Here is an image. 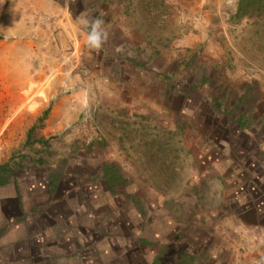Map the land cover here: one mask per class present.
Segmentation results:
<instances>
[{
	"label": "rangeland",
	"instance_id": "rangeland-1",
	"mask_svg": "<svg viewBox=\"0 0 264 264\" xmlns=\"http://www.w3.org/2000/svg\"><path fill=\"white\" fill-rule=\"evenodd\" d=\"M56 2L62 13L39 18L38 38L23 40V76L34 68V78L23 79L21 100L8 94L0 107V165H8L18 200L17 208L8 194L0 218V264H223L239 253L264 264V231L217 255L222 235L206 220L224 196L229 216L262 206L264 3ZM8 4L0 0L4 31L12 24L4 19ZM99 4L113 25L136 33L120 41L121 61L151 65L156 92L135 114L117 111L94 89L86 93L84 119L48 122L54 104L81 97L88 67L70 34L81 27L78 18L99 13ZM15 41L0 31V67ZM31 187L48 193L34 199Z\"/></svg>",
	"mask_w": 264,
	"mask_h": 264
},
{
	"label": "crops",
	"instance_id": "crops-1",
	"mask_svg": "<svg viewBox=\"0 0 264 264\" xmlns=\"http://www.w3.org/2000/svg\"><path fill=\"white\" fill-rule=\"evenodd\" d=\"M8 3L9 7L5 10L4 19H10L12 24H10L8 30L5 29L4 31L0 29V31L15 37L16 43L14 55H10V58L7 59V63L0 67L1 78L5 81L4 87H2L3 91L0 92V107H5L7 105L6 98L8 94L15 98V102L21 100L23 79L28 80L31 78L32 80L34 78V75H32L34 68L30 69L29 75L23 76V40L25 39L27 41L30 39L33 41V38H38L39 18L50 16V13L55 12L54 10H59L60 14L64 10L61 6H55L57 3L56 0H8ZM95 5L98 7V3ZM10 9H14V12L8 11ZM65 9L68 8L66 7ZM99 10V13L97 12L92 16L84 15L78 18V24H80L81 27L77 25L75 28L76 30L70 34L74 41L80 42V54L83 55L84 65L88 67L84 72L86 74L85 77L79 79V83L82 85L79 93L81 97H79L77 103H72L75 106L74 110L70 108L73 105L63 102L54 104L50 112V118L47 120L48 122H69L72 120V115L75 121L80 119V117L84 119L85 112L83 111H85L88 106L89 98L86 93L94 89L98 91L99 95L101 92V94H104L106 97L112 98L111 103L114 102L115 105L112 104L117 111H125V109H127L128 111H134L135 114L142 112L144 105L150 104V95L152 92H156V89L150 85L151 65H142L137 61L135 62L134 59L133 61H121L119 52L122 46L119 44L120 41L125 39L124 41L127 40V42H131L132 39L137 37L136 33L132 30L128 33L125 29L118 28L116 24L113 25L111 23L112 19L109 18L111 11L104 8L103 5L100 6ZM104 12L109 16L107 14L104 15ZM71 19L72 20H68L66 23L73 25V21L76 18L73 17ZM101 23L103 26L107 27L99 30L98 27ZM104 34L107 35L108 38H106ZM77 35H80V41ZM31 67H33V63ZM157 71H159V69ZM163 73H165V71ZM101 107L103 106L98 102V116ZM61 127L62 125H59V127H55L56 129L54 130H60ZM48 128L50 129V126ZM234 166L235 165H232L231 167ZM2 176L5 181L0 183V218L6 209L5 204H7L8 194L10 196L15 194L11 201L12 205L18 208V200L14 185L6 180V175L0 174V177ZM224 184H228L225 179H223L222 182V185ZM261 184L258 186L260 187V191L257 197L260 198L262 206L258 208V211L257 205L247 208L248 212H253V215L229 216V205H227L226 201L227 197L224 196V198L220 200L217 195L220 203H218L216 207H212L209 210V214L206 216L207 224L212 228V234L222 235L221 244L217 246V255L225 253V250L231 252L232 250L244 248L248 240V233H262V231H264V194H262L263 190ZM230 185L232 184L230 183ZM31 192L34 195V199L36 197L40 198L41 196H46L48 193L44 189L38 191V188L35 187H31ZM181 212H185L184 205ZM231 236L237 237L238 243L236 245L238 247H236L235 244H230L229 238ZM222 262L223 264H258V257L256 255H241L239 253L238 256L226 260L223 259Z\"/></svg>",
	"mask_w": 264,
	"mask_h": 264
},
{
	"label": "trees",
	"instance_id": "trees-1",
	"mask_svg": "<svg viewBox=\"0 0 264 264\" xmlns=\"http://www.w3.org/2000/svg\"><path fill=\"white\" fill-rule=\"evenodd\" d=\"M246 1V4H245V6H244V4H242L241 6L242 7H250V6H253L254 4H260V5H263V3H264V1L263 0H245ZM242 7H239V11L240 10H242ZM243 12H247V11H243ZM8 171H9V167H8V165L7 164H4V165H0V174L1 175H6L7 173H8ZM7 176V175H6ZM105 176L106 177H108V179H109V182H110V184L112 183V180H113V178H112V175H111V173H110V171L109 170H106L105 169ZM5 180H3V176L2 177H0V183H3Z\"/></svg>",
	"mask_w": 264,
	"mask_h": 264
}]
</instances>
